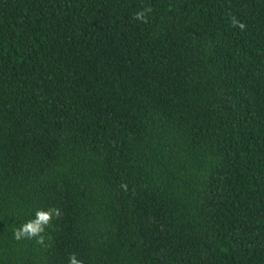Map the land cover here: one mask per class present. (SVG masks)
<instances>
[{"label": "trees", "instance_id": "obj_1", "mask_svg": "<svg viewBox=\"0 0 264 264\" xmlns=\"http://www.w3.org/2000/svg\"><path fill=\"white\" fill-rule=\"evenodd\" d=\"M71 253L264 264V0H0V264Z\"/></svg>", "mask_w": 264, "mask_h": 264}, {"label": "clouds", "instance_id": "obj_2", "mask_svg": "<svg viewBox=\"0 0 264 264\" xmlns=\"http://www.w3.org/2000/svg\"><path fill=\"white\" fill-rule=\"evenodd\" d=\"M151 10L152 9L150 7L142 9L135 14L134 19L147 23L146 13L150 12ZM232 24L234 27H239L241 30L245 28V25L236 20L235 17L232 18ZM60 215V210L55 207H51L47 210L39 209L36 211L35 217L33 219L28 220L19 228L14 230V238L16 240L35 239L37 243L43 244V233L45 232V229L51 226L54 217L59 218ZM69 264H83V262L76 259L75 253H71L69 255Z\"/></svg>", "mask_w": 264, "mask_h": 264}]
</instances>
